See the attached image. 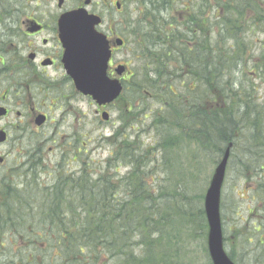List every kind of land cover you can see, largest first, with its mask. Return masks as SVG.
Here are the masks:
<instances>
[{"label":"trees","instance_id":"trees-1","mask_svg":"<svg viewBox=\"0 0 264 264\" xmlns=\"http://www.w3.org/2000/svg\"><path fill=\"white\" fill-rule=\"evenodd\" d=\"M196 1L183 5L178 19H170L175 24L170 30L165 18H170L168 11L175 12V0L150 1L145 31L132 38L131 55L139 65L131 68L121 101L129 110L156 102L149 112L156 119L155 151L165 161L185 140L217 157L232 143L233 153L241 133L249 131L237 169L242 179L254 180L261 194L264 101L240 67L250 64L248 71L264 83V40L251 64L256 41L250 37L264 36V0ZM250 12L257 17L247 18ZM216 96L224 108L212 107ZM116 156L119 167L130 169L118 184L117 166L83 162L69 172L63 152L49 186L36 180L37 167L32 180L3 187L0 254L20 258L21 264H181L177 237L186 229L191 232V225L202 223L207 230L203 211L194 221L190 200L178 193L171 197L173 211L162 209L167 196L146 186L144 178L152 172L137 169L151 167L152 160L132 148ZM11 243L18 245L16 251L5 249Z\"/></svg>","mask_w":264,"mask_h":264},{"label":"flooded vegetation","instance_id":"flooded-vegetation-1","mask_svg":"<svg viewBox=\"0 0 264 264\" xmlns=\"http://www.w3.org/2000/svg\"><path fill=\"white\" fill-rule=\"evenodd\" d=\"M150 1L0 0V191L7 184L32 180L37 167L46 169L50 155L66 149L65 138L58 139V135L80 124L76 112L68 113L69 104L84 99L91 101L76 91L73 77L65 67L62 36L69 25L64 22L68 18L63 17L77 11L93 17L77 18L84 23L70 25L71 28L91 29L92 22L99 21L94 29L108 40L112 56L107 75L112 77L115 66L120 65L114 63V53L124 49V46L116 47L115 41H124L123 34L131 30L145 29ZM135 3L138 8H129L126 13L127 7ZM119 15L122 19L117 20ZM132 15L138 18L133 24L129 19ZM129 77L130 72L123 80ZM112 106H96L95 117L102 120V114L106 113L108 120L102 123L108 124ZM67 121L71 126H67ZM255 197L264 201V193L255 191ZM259 223L250 238L262 244L264 216ZM4 241L0 238V247ZM15 259L0 254V264H21L20 258Z\"/></svg>","mask_w":264,"mask_h":264},{"label":"rangeland","instance_id":"rangeland-1","mask_svg":"<svg viewBox=\"0 0 264 264\" xmlns=\"http://www.w3.org/2000/svg\"><path fill=\"white\" fill-rule=\"evenodd\" d=\"M189 1L191 0H175V12L173 10L168 11L167 14H169L170 18H165L168 21L167 30L175 26L170 19H178V15L183 13L182 6ZM129 8L132 10L138 7L136 3L131 4L125 10L126 13H129ZM255 17L257 16H254L252 12L248 13L247 18ZM116 19L120 20L122 18L119 15ZM129 19L132 24L138 20V18H134V15ZM143 26H145V21ZM134 32L131 30L123 34L122 38L126 42V47L119 52H115L113 56L114 63L125 65L128 70L139 65L136 60H133L131 55L133 35L140 33ZM250 37L256 41V46H253L251 52V64H254L258 60L260 45L262 44L260 42H263L264 36L251 34ZM245 59L248 60V57ZM250 67L251 65L247 63L246 65H241L240 70L247 76L246 80L248 83L253 81L254 85L258 86L257 96L259 101H264V83L260 85L258 79L248 71ZM236 76L241 81L245 79L241 76V73H237ZM155 106H157L156 102L151 100L150 102H145L140 109L131 108L129 110V107L121 100L115 101L111 107L110 122L105 124L102 123V120L95 117L96 106L91 101L84 99L70 103L68 113L76 112V117L80 120V124H75L73 130L68 129L58 135V139L65 138L66 149L64 152L66 154V162L64 168L71 172L78 170L83 162L93 163L98 166H104L108 163L117 166V172H119L115 175L114 182L118 184L117 181L130 175V169L126 165H120L119 167L117 165L119 158L116 155L120 156L126 148L138 150V153L148 156L144 157V160H152L153 163L151 167H149V163L146 164L145 168L141 165L137 167L139 171L149 170V172H152L148 178H144L146 186L155 189L163 196H167V200L161 205V208L166 209V211H173L174 200L171 197L174 193L181 194L190 200L192 219L196 221L200 209L203 211V198L219 157L212 151H199L195 142L191 143L185 140L181 150L174 151L169 156L167 155L165 161L161 154L155 151L157 136L154 126L156 119L153 117V112H149L150 108H155ZM213 106L218 109L224 108L219 96H216V101L212 103ZM72 117L69 118L70 121ZM70 121H67V126H71ZM241 134L238 145L232 153L221 194L224 250L229 256H234L235 264H264V242L258 245H245L241 241L242 238H250L254 227L260 224V219L264 216L262 215L264 201L256 200L254 180L242 179L237 169L238 159L242 158L243 141L250 133L245 130ZM76 154H78V157L74 160ZM262 156L264 158V152ZM57 159L59 160V158ZM50 161L47 170L45 169L42 174L36 176V180L41 186H49L56 175L55 166L57 161L53 158ZM258 179L262 180L261 185L264 187V168L259 172ZM253 197L255 199H252ZM249 211L251 212L250 215ZM261 231L262 229L260 228V233H262ZM206 232L207 230L204 229L201 223L199 228L191 225V232L186 229L180 233L176 242L179 244L178 258L181 264L210 263L207 252ZM12 245L15 246L12 247ZM17 246L16 243H11L5 249H14L16 251Z\"/></svg>","mask_w":264,"mask_h":264},{"label":"water","instance_id":"water-1","mask_svg":"<svg viewBox=\"0 0 264 264\" xmlns=\"http://www.w3.org/2000/svg\"><path fill=\"white\" fill-rule=\"evenodd\" d=\"M63 18H68L64 22L69 25L62 36L66 48L65 67L73 77L77 91L84 96L91 97L99 106L114 102L121 95L123 86L119 79L107 77L111 51L106 37L98 34L94 29L99 21L92 22L91 29L90 27L71 28L70 25L84 23L83 19L77 18L93 17L86 16L84 11H77L71 12ZM115 44L122 46L123 42L117 40ZM115 72L120 77L124 74L125 67L119 66ZM103 119L107 120L105 114H103ZM231 147L230 144L215 168L203 202L208 227L207 251L211 264H234L224 251L220 218L221 189Z\"/></svg>","mask_w":264,"mask_h":264}]
</instances>
